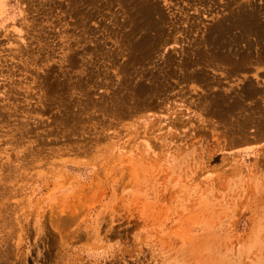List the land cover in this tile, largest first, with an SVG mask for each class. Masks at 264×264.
Wrapping results in <instances>:
<instances>
[{
  "label": "rangeland",
  "instance_id": "rangeland-1",
  "mask_svg": "<svg viewBox=\"0 0 264 264\" xmlns=\"http://www.w3.org/2000/svg\"><path fill=\"white\" fill-rule=\"evenodd\" d=\"M263 125L264 0H0V264H264Z\"/></svg>",
  "mask_w": 264,
  "mask_h": 264
},
{
  "label": "bare ground",
  "instance_id": "bare-ground-1",
  "mask_svg": "<svg viewBox=\"0 0 264 264\" xmlns=\"http://www.w3.org/2000/svg\"><path fill=\"white\" fill-rule=\"evenodd\" d=\"M253 12H254V11H253ZM252 18H253V17H252ZM246 20H248V21L250 22L249 19H246ZM252 20H255V19H252ZM248 21H246V22H248ZM221 24H222V23H221ZM224 24H225V23H223V25H224ZM225 25H226V24H225ZM218 26H219V25H218ZM220 26H221V25H220ZM220 26H219V28H221ZM229 26H230V25H229ZM223 28L225 29V27H223ZM226 28L228 29V27H226ZM225 33H226V32H225ZM221 35H222V34H221ZM227 35H228V33H227ZM225 36H226V35H225ZM226 37H227V36H226ZM215 39H216V38H215ZM218 40H219V39H218ZM232 42H233V41H232ZM234 42H235V41H234ZM221 43H222V42H221ZM222 47H223V46H222ZM220 53H221V52H220ZM220 53H219V54H220ZM201 56H202V55H201ZM224 56H225V58H226V55H224ZM227 57H228V56H227ZM242 57H243V56H242ZM217 60H218V59H217ZM228 60H229V59H228ZM243 60H244V59H243ZM189 62H190V61H189ZM190 63H191V62H190ZM188 64H189V63H188ZM188 64H187V65H188ZM216 64H217V63H216ZM219 64H220V63H219ZM238 64H239V63H238ZM187 65H186V66H187ZM243 65H244V64H243ZM234 67H235V66H234ZM240 67H241V66H240ZM230 69H231V68H230ZM196 75H197V74H196ZM194 79H196V77H195ZM199 79H200V81H201L202 78H199ZM187 80H188V79H187ZM196 80H197V79H196ZM194 81H195V80H194ZM202 81H203V80H202ZM144 83H145V82H144ZM205 84H206V83H205ZM156 88H157V87H156ZM142 89H143V88H142ZM145 89H146V88H145ZM145 89H144V90H145ZM153 89H154V88H153ZM242 89H243V88H242ZM246 89H247V88H246ZM155 90H156V89H155ZM243 91H244V90H243ZM139 92H140V91H139ZM238 93H239V92H238ZM254 95H255V94H254ZM222 96H223V95H222ZM235 97H236V95H235ZM237 98H238V96H237ZM223 99H225V98H222V100H223ZM239 100H240V99H239ZM234 101H235V100H234ZM210 102H211V101H210ZM223 102H225V101H223ZM236 102H237V101H236ZM214 103H216V102H214ZM257 103H258V102H257ZM217 104H218V103H216V105H217ZM236 104L238 105V102H237ZM213 105H214V104H213ZM254 105H255V104H254ZM222 106H223V105H222ZM242 106H243V105H242ZM257 106H258V105H257ZM227 107H228V106H226V108H227ZM229 107H230V105H229ZM238 107H239V106H238ZM238 107H236V109H237ZM234 108H235V107H234ZM215 109H216V108H215ZM231 109H233V108H231ZM231 109H230V110H231ZM220 110H221V109H220ZM223 110H224V109H223ZM227 110H228V109H227ZM240 111H241V110H240ZM257 111H258V110H257ZM229 112H230V111H229ZM239 113H240V112H239ZM250 114H251V113H250ZM253 114H254V113H253ZM255 114H256V113H255ZM220 115H222V114H220ZM227 115H228V114H227ZM224 117H225V116H224ZM235 117H236V116H235ZM261 118H263V117H261ZM261 118H260V119H261ZM230 119H231V118H230ZM242 122H243V121H242ZM239 123H240V122H239ZM233 124H234V123H233ZM256 124H257V123H256ZM241 126H242V125H241ZM229 127H230V126H229ZM263 128H264V125H263ZM238 130H239V129H238ZM242 130H243V129H242ZM260 130H263V129L260 128ZM240 131H241V129H240ZM258 131H259V130H258ZM263 131H264V130H263ZM263 131H262V134H263ZM260 132H261V131H260ZM259 134H261V133H259Z\"/></svg>",
  "mask_w": 264,
  "mask_h": 264
}]
</instances>
